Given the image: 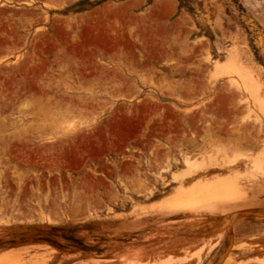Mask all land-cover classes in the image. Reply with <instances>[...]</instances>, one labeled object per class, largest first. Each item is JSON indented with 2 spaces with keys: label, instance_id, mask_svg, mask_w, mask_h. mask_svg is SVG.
<instances>
[{
  "label": "rangeland",
  "instance_id": "1",
  "mask_svg": "<svg viewBox=\"0 0 264 264\" xmlns=\"http://www.w3.org/2000/svg\"><path fill=\"white\" fill-rule=\"evenodd\" d=\"M263 112L243 0H0V264H264Z\"/></svg>",
  "mask_w": 264,
  "mask_h": 264
},
{
  "label": "bare ground",
  "instance_id": "2",
  "mask_svg": "<svg viewBox=\"0 0 264 264\" xmlns=\"http://www.w3.org/2000/svg\"><path fill=\"white\" fill-rule=\"evenodd\" d=\"M242 1V0H241ZM244 1V4L246 5V7L248 8V11L250 12V14L252 15V16H254V18H256L258 21H259V23L263 26V28H264V0H243ZM220 10V9H219ZM218 10V11H219ZM220 12H218V14H219ZM221 13H223V12H221ZM217 14V15H218ZM215 16H216V14H215ZM222 17V14H219L218 15V19H220ZM227 17V16H226ZM223 18V17H222ZM231 18V17H230ZM229 17H227L226 18V20H228L229 21V23H231L232 22V18L230 19ZM217 19V20H218ZM220 20H222V19H220ZM219 20V21H220ZM236 21V20H235ZM226 22V21H225ZM222 23V22H221ZM221 23L219 22V26H221ZM228 23V24H229ZM235 23V22H234ZM233 24V23H232ZM231 24V25H232ZM233 25H235V24H233ZM238 27V26H237ZM239 27H241V26H239ZM220 28V27H219ZM221 30H223L222 28H220ZM235 29H237V28H235ZM240 31H241V29H239L238 28V30H237V33H238V35H239V33H240ZM241 37V36H240ZM243 42V41H242ZM245 43V42H244ZM243 44V43H242ZM235 57H237L238 58V53H236L235 54ZM236 96H234V98H235ZM256 102H257V100H256ZM263 116H264V112H263ZM238 129V128H237ZM239 130H241V129H239ZM194 177V176H193ZM227 177V176H226ZM226 177H222L221 178V173H219L218 172V176H217V180H216V182L215 181H211L207 176H205V175H203V174H199V175H196L194 178H193V181H195V183H192V184H194L195 185V189H193L192 191H190L189 192V190L188 189H186V191H184L185 193L186 192H189V193H186L185 194V196L183 197L184 199H188V198H191V197H194V196H200L201 198H202V196L201 195H206V196H204V197H206V199L208 198L207 196H208V194L210 193V192H212V191H214V190H219V191H225V193H228V191H229V189L230 188H232V187H234L235 186V184H236V180H235V182H234V180H232L231 179V182L233 181V183H231L230 182V180H228L229 181V183H227L229 186H225L226 185V183H225V181L224 180H226ZM228 178H230V177H227V179ZM224 181V184H223V181ZM227 180H226V182H228ZM231 183V184H230ZM191 185V184H190ZM224 186V187H223ZM231 186V187H230ZM188 187V186H187ZM190 187V186H189ZM225 187H227L226 189H225ZM230 187V188H229ZM236 187V186H235ZM234 187V188H235ZM194 188V187H193ZM223 188L225 189V190H223ZM233 189V188H232ZM227 190V191H226ZM234 192H236V191H234ZM214 193L215 192H213V194L211 195V197H214L213 195H214ZM237 194V193H236ZM227 195V194H226ZM210 196V195H209ZM217 196H218V194H217ZM200 197H197V198H200ZM203 197V198H204ZM210 197V198H211ZM225 197V196H224ZM196 198V199H197ZM202 198V199H203ZM216 198V197H215ZM234 198V197H233ZM209 199V198H208ZM192 200V199H191ZM210 200V199H209ZM213 200V199H212ZM197 201H199V200H197ZM204 201V200H203ZM213 202V201H212ZM196 203V202H195ZM181 204V203H180ZM192 204V203H191ZM204 204V203H203ZM210 204V203H209ZM183 205V204H182ZM196 205V204H195ZM205 205H207V204H205ZM201 206H204V205H201ZM177 207V206H176ZM170 208V207H169ZM177 209V208H176ZM245 211V210H244ZM149 240H150V238H149ZM152 240V239H151ZM138 253V252H137ZM132 260V259H131ZM220 263V262H219Z\"/></svg>",
  "mask_w": 264,
  "mask_h": 264
}]
</instances>
